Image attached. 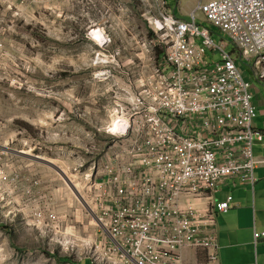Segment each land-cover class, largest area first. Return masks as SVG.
Instances as JSON below:
<instances>
[{
    "label": "rangeland",
    "instance_id": "obj_1",
    "mask_svg": "<svg viewBox=\"0 0 264 264\" xmlns=\"http://www.w3.org/2000/svg\"><path fill=\"white\" fill-rule=\"evenodd\" d=\"M162 1L0 0V264L116 260L99 243L109 237L86 177L115 151L107 126L128 104V86L162 62L147 21ZM238 64L250 81L247 62Z\"/></svg>",
    "mask_w": 264,
    "mask_h": 264
},
{
    "label": "built area",
    "instance_id": "obj_2",
    "mask_svg": "<svg viewBox=\"0 0 264 264\" xmlns=\"http://www.w3.org/2000/svg\"><path fill=\"white\" fill-rule=\"evenodd\" d=\"M160 8L147 21L159 32L162 62L150 79L128 86V104L107 126L115 151L102 172L86 177L110 241L99 243L116 264H184L187 247L216 262V217L233 197L210 195L231 177L253 186L254 167L264 165V155L252 151L264 130L252 127L251 83L238 64L247 62L264 84V0L199 2L205 25L193 13L177 17L164 0ZM210 27L233 49L223 39L214 43ZM253 239L264 241V230Z\"/></svg>",
    "mask_w": 264,
    "mask_h": 264
},
{
    "label": "crops",
    "instance_id": "obj_3",
    "mask_svg": "<svg viewBox=\"0 0 264 264\" xmlns=\"http://www.w3.org/2000/svg\"><path fill=\"white\" fill-rule=\"evenodd\" d=\"M164 2L177 17L190 19V14H195L197 5L192 1L176 0L175 6L166 0ZM196 20L206 24L201 17ZM250 73L252 103L256 110L251 124L253 128L263 131L264 121L260 114L263 110L258 107L264 104V97L259 93L264 91V84L253 78L251 70ZM252 151L256 156L264 155V137L261 141L253 142ZM253 176V186L231 177L223 180L210 195L214 201H222L227 195L233 197L232 208L216 217L218 260L208 262L206 250L187 247L181 251L184 264H264V241L255 245L253 239L254 230H264V165H256Z\"/></svg>",
    "mask_w": 264,
    "mask_h": 264
},
{
    "label": "bare ground",
    "instance_id": "obj_4",
    "mask_svg": "<svg viewBox=\"0 0 264 264\" xmlns=\"http://www.w3.org/2000/svg\"><path fill=\"white\" fill-rule=\"evenodd\" d=\"M101 33H102V31H101ZM95 35V34H94ZM102 36V40H103V38H104V36L103 35H101ZM121 127H120V125H115L114 126V129H115V131L116 130H119ZM76 186V185H75ZM110 263L111 264H116V260L115 259H112L111 257H110Z\"/></svg>",
    "mask_w": 264,
    "mask_h": 264
},
{
    "label": "water",
    "instance_id": "obj_5",
    "mask_svg": "<svg viewBox=\"0 0 264 264\" xmlns=\"http://www.w3.org/2000/svg\"><path fill=\"white\" fill-rule=\"evenodd\" d=\"M35 159H39V160H42L44 163L46 162L47 164H49L51 167H53V168H55V169H59V168H57L54 164H52V163H50V162H48V161H45V160H43V159H41V158H38V157H34Z\"/></svg>",
    "mask_w": 264,
    "mask_h": 264
},
{
    "label": "trees",
    "instance_id": "obj_6",
    "mask_svg": "<svg viewBox=\"0 0 264 264\" xmlns=\"http://www.w3.org/2000/svg\"><path fill=\"white\" fill-rule=\"evenodd\" d=\"M83 264H86V263H83Z\"/></svg>",
    "mask_w": 264,
    "mask_h": 264
}]
</instances>
